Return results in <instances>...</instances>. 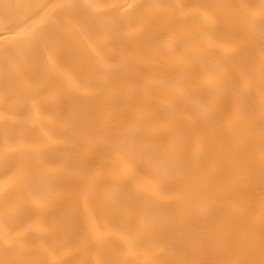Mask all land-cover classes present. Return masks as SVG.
<instances>
[{"label":"snow or ice","instance_id":"1","mask_svg":"<svg viewBox=\"0 0 264 264\" xmlns=\"http://www.w3.org/2000/svg\"><path fill=\"white\" fill-rule=\"evenodd\" d=\"M124 7L0 5V264H264V0Z\"/></svg>","mask_w":264,"mask_h":264},{"label":"bare ground","instance_id":"2","mask_svg":"<svg viewBox=\"0 0 264 264\" xmlns=\"http://www.w3.org/2000/svg\"><path fill=\"white\" fill-rule=\"evenodd\" d=\"M64 0H0V5L4 3H22V4H48V5H55L63 3ZM80 3H98L102 5L107 4H117V5H124L125 7L122 8L121 12H126L128 17L131 19L136 14L135 5L145 3V2H159V0H77ZM163 2L167 3H175V4H196V3H205V2H236V3H245V2H256L258 3L259 0H163ZM133 7H129V6ZM8 35H12L9 33ZM206 46H211L209 41H205ZM3 179L2 171H0V180ZM85 206L88 209L93 208V202L91 198L82 197L80 202L77 205V212L79 213L82 211ZM33 225V232L36 239L37 245L43 250L51 246L53 243L49 240L46 234L42 231L44 226V222L40 219H35L32 222ZM103 225L109 229H111V236L110 240L116 245L122 244V235L124 233L123 226L120 222L106 219L103 221ZM78 260H85V261H93L96 259L93 253L88 251L83 252L80 256L77 257Z\"/></svg>","mask_w":264,"mask_h":264}]
</instances>
